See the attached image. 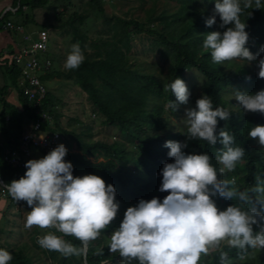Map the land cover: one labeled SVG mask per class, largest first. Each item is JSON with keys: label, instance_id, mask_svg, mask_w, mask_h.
Returning <instances> with one entry per match:
<instances>
[{"label": "clouds", "instance_id": "clouds-1", "mask_svg": "<svg viewBox=\"0 0 264 264\" xmlns=\"http://www.w3.org/2000/svg\"><path fill=\"white\" fill-rule=\"evenodd\" d=\"M247 8H253V0H243V6L241 0H216L214 11H207L210 15L196 32L205 37L203 47L210 50L212 62L226 73L237 77L241 67L248 68L239 77L251 81L248 88L228 84L222 89L221 105L214 108L201 88L199 98L192 96L189 85L180 78L167 86L174 96L165 104L161 120L166 112L176 114L179 105L189 101L191 108L185 109L184 119L186 140L164 144L173 162L161 169L158 191L168 195L163 200L140 199L127 207L111 232L108 251L118 253L121 264H264V168L252 179L239 168L245 155L239 144L260 151L264 162V46L257 53L246 47L249 34L241 15ZM260 8L261 0H254V9ZM217 16L220 24L215 28ZM84 60L79 42L74 43L64 67L76 70ZM225 99L231 103L226 104ZM232 116L238 120L236 129ZM219 121L229 125L220 126L217 132ZM243 124L248 125L244 130ZM50 127L54 128V117ZM183 130L168 133L184 136ZM55 132L60 144L51 151L43 150L44 157L26 161L24 175L10 183L2 180L0 187L17 204L23 201L31 209L25 229L55 230L38 237L41 248L65 258L84 257L86 264L89 245L112 227L120 202L114 186L100 176L73 175V165L65 160L62 133ZM234 137H240V143ZM193 140L210 145L218 141L221 150L213 157L188 154L185 150L192 149L188 141ZM67 236L80 246L64 239ZM95 255H103V249H97ZM12 259L8 251L0 249V264H10Z\"/></svg>", "mask_w": 264, "mask_h": 264}, {"label": "trees", "instance_id": "trees-1", "mask_svg": "<svg viewBox=\"0 0 264 264\" xmlns=\"http://www.w3.org/2000/svg\"><path fill=\"white\" fill-rule=\"evenodd\" d=\"M25 2L22 1L19 6H23ZM45 2L46 0H36V3L29 4L33 7ZM108 2L109 0H85L84 9L78 10L74 9L75 4L71 0H62L63 9L54 12L55 23L51 27L69 36L68 42L71 44L79 42L85 60L76 70L50 67L45 74L39 76L43 81L55 76L72 80L87 94L92 112L104 118L102 123L111 127L116 126L121 131V139L112 142L94 139L89 128H86L88 132L85 134L84 130L79 133L68 131L59 124L60 113L55 109L58 99L51 91H47L41 100L39 107L54 115V128L43 125L36 133L41 135L48 133L49 130L53 132L57 130L62 134H71L76 140L74 145L76 150L70 148L65 160L73 165V175L100 176L107 184L114 186L116 199L120 202V210L112 227L102 232L101 236L89 245L86 264H121L119 254L108 251V244L111 232L119 226L126 208L135 206L140 199L150 200L156 197L163 200L168 195L167 192L158 191L162 179L161 169L165 163L173 162L167 155L169 149L164 147V144L169 140L184 142L187 129L182 131L184 136L180 135L181 133H166L168 127L162 124L161 116L165 104L174 96L167 86L176 78L183 81L186 78L198 79L203 95H208L213 107L216 108L221 105L222 89L228 84L236 89L248 88L251 84L250 80L239 78L248 73L247 67H241L237 77H234L233 73H226L212 62L210 50L203 47L205 37L200 38V34L196 32L198 24L202 25V20L205 21L208 17H202L200 11L193 6L195 0H177L179 7L175 12L162 11L159 16H150L143 21L125 13V16L121 15L115 10L107 13L105 6H109ZM241 3L243 6V0ZM91 15L101 18L102 25L97 32L98 38L93 40L88 35V28L92 23ZM217 20L213 25L215 28L220 24L219 16ZM241 20L246 23L245 30L249 34L246 47L257 53L260 47L264 46V0H261L260 9H254L253 0V8L244 9ZM140 33L153 37L147 44V51L151 50L153 51L151 53H154L159 48V58L163 63L168 62L166 75L161 73V65L156 67L155 64L148 62L147 57H141V60L139 57H136L137 59L131 57L132 39ZM87 47L94 49L92 53L86 51ZM59 57L60 55L47 50L38 55V61L48 60L49 63H57ZM6 64L8 72L10 74L12 72L10 82L17 91L25 118L37 117L32 110V102L23 94L27 79L21 83L20 79L23 77L21 66L13 64L12 59H7ZM156 69H159V74L156 73ZM192 69L198 71L199 78L185 75V72ZM198 83H190V86ZM225 103L230 104L231 101L225 99ZM6 113L4 110L0 113L3 132L0 143V177L5 183H10L22 177L26 168L7 163L3 160V155L19 148V138L27 130V126L14 109L8 112L11 118L6 122ZM232 118L233 127L236 129L238 120L235 116ZM222 125L227 127L229 123L219 121L217 132ZM247 126L243 124V130ZM171 127L174 129L172 125ZM162 132L166 134L163 135ZM237 132L242 136L240 130ZM234 139L240 143V137ZM188 147L192 148L185 150L188 154L207 153L211 157L217 151L219 154L221 150L218 141L215 145H210L203 140H193L188 141ZM239 147L245 150L242 158L244 164L239 167L240 171L247 173L252 179L264 168L262 154L257 149L247 148L243 144H239ZM26 158L24 160H30V157ZM216 203L220 209H224L220 199H217ZM64 239L77 247L80 246L79 241L71 236ZM101 248L103 255H95L97 249ZM42 250L55 264L85 263L84 257L65 258L57 252ZM13 254L10 264H32V257L29 254L21 255L20 260L17 252Z\"/></svg>", "mask_w": 264, "mask_h": 264}, {"label": "rangeland", "instance_id": "rangeland-1", "mask_svg": "<svg viewBox=\"0 0 264 264\" xmlns=\"http://www.w3.org/2000/svg\"><path fill=\"white\" fill-rule=\"evenodd\" d=\"M72 3L75 4L74 9H84L83 5L85 4V0H71ZM216 0H195L193 6L196 7L200 11V13L203 16L210 15L207 11H214V5ZM54 2H50L46 5V8H51L49 10H46V17L48 20L53 22V11L54 9L52 6ZM109 6H105L106 12L111 13L112 10H115L117 13L124 15L128 14L130 16L136 17L139 20H146L148 17H156L161 14L162 11H165L166 13H172L177 10L179 7V3H177V0H109L108 2ZM61 9L55 10L56 12L60 11ZM207 12V13H206ZM212 15V14H211ZM125 16V15H124ZM91 24L88 28V35L90 36V39L93 40L95 38H98L97 32L100 31L101 25V18L92 16ZM19 24H22L19 21ZM23 25V24H22ZM154 28V25H151ZM35 28V27H34ZM36 33V31H35ZM48 33L50 34V40H49V47L50 52H53L58 55H60L59 60L57 63H48L42 66L43 70L42 72H37L39 80L41 83L51 91L52 95L58 99V105L57 110L60 113L59 117V123L61 127H63L66 130H73L76 133H79L81 130H84V134L87 133V129H91V133L94 139H102L107 142H112L117 139H121V131L118 127H111L108 125H105L102 123V120L104 118L98 117L96 114H94L91 110V105L87 99V94L83 91H81L80 87L75 85L72 80L65 79L62 76L58 77L55 76L50 80L43 81L39 76L41 74H45L50 67L59 69V70H67L64 67V63L66 60L67 55L71 51V43L68 42L69 36H66L64 32L61 30L51 29L48 30ZM153 37L150 35L148 36L146 33H140L139 35H136L132 39V46L130 50L131 57L137 59L136 57H139L141 60V57H147L148 62L153 63L158 66L161 65L160 71L163 75H166L167 73V66L168 62L163 63V61L159 58L160 52L158 51L159 48L154 52L149 50L147 51V44L150 42V40ZM17 43V42H16ZM15 43V44H16ZM14 44V45H15ZM70 47V48H69ZM94 49L92 47H87V52L92 53ZM14 51V48H13ZM149 52V53H148ZM10 57V54L8 55V58ZM156 73L159 74V69H156ZM185 75L187 77H196L199 78V74L197 72H193L192 70H189L185 72ZM257 75V73H256ZM258 78V77H257ZM259 79V78H258ZM200 80L198 79H189L186 78L184 81L186 86L189 85V93L190 95L194 96L197 95L199 98L201 96L200 94V87L201 83H198ZM190 83H198L194 86H190ZM180 108L178 109L176 114L166 112L162 117V124L167 126L166 129L168 132H174L176 130L186 129L187 125L184 122L185 119V109L191 108L190 103L188 101L187 105H179ZM77 120V122H76ZM29 122V121H28ZM171 125L174 127V129L171 127ZM28 128V127H27ZM26 128V129H27ZM51 135V133H49ZM61 134V133H60ZM162 134H166L165 132H162ZM1 135V133H0ZM62 141L61 143L66 147L67 152L70 151V148L74 147L76 140L74 137L71 136V134H61ZM31 156L30 159H39L46 155V153L43 150H40L39 148L30 147ZM91 160L94 158L91 156ZM1 175V173H0ZM31 209L26 205L25 202L21 201L18 204L15 203L10 210V216L13 217L14 214L16 216V220L19 222H22V226L20 228L14 227V236L18 235L16 238V242L19 249V260H20V245H24L28 243V245H32L34 249L32 250V264H55L52 262L43 252V248L39 246L37 243L36 238L45 235L47 232H49V229H39L36 227H33L31 230H27L24 228V222L25 217L27 215V212ZM7 225V222H5V218L0 219V228H3ZM13 228L11 225H7L8 230ZM7 235V234H6ZM9 236V235H8ZM13 236V237H14ZM13 240V239H12ZM8 241H10L8 239ZM28 245H25V249H28ZM10 250L16 249V245L7 246ZM29 252V251H28ZM85 264V263H83Z\"/></svg>", "mask_w": 264, "mask_h": 264}, {"label": "crops", "instance_id": "crops-1", "mask_svg": "<svg viewBox=\"0 0 264 264\" xmlns=\"http://www.w3.org/2000/svg\"><path fill=\"white\" fill-rule=\"evenodd\" d=\"M22 1H26V4L20 7L19 4H21ZM52 1L54 2V4L48 7H52L54 9L52 17L53 22L48 20V18L46 17V10L51 9L46 8V5ZM32 2L36 3V0H0V113L2 112V110L7 112V119H5L6 122L9 121V118H11V115L8 114V112H12L13 109L16 111V114L18 113V115L21 116L22 121L26 122L28 118H25L26 115L22 111V105L20 100L18 99L17 91L14 85L10 82L12 72L11 74L8 72L9 69L6 64L7 59L13 57V54L16 52L17 48L22 45L21 38L18 33H14L12 31L5 30L4 28H2L4 18L15 23H19L20 21L23 24L25 31L29 34L31 33L32 37L35 38L37 36V31L40 29H46L47 31L54 29L53 27H51L55 23L54 12L58 8L61 10L63 9L62 0H46L44 4L37 6L34 5L33 7L29 4ZM12 8H15V10H11ZM48 36L50 40L49 33ZM47 50H50L49 45ZM9 54L10 57L8 58ZM0 133L1 143L3 133L1 123ZM15 203L17 202L14 201L8 193L6 196L0 195V219L5 218V222H7V225H11L13 227L10 230L6 229L7 225L3 228H0V249L8 251L10 254L17 252V255H19V249L17 245L18 242H16L15 237H18V235L21 233L14 236V227L16 226L17 228H20V226H22V222L17 223V215L14 214L13 217L10 216V210L12 209ZM8 239L10 241H8ZM12 245H16V249L10 250L7 247ZM25 245H28V243L20 245V256L27 253L31 257H33L32 250L34 249V247L32 245H28V249L26 250ZM13 255L15 257V254Z\"/></svg>", "mask_w": 264, "mask_h": 264}, {"label": "built area", "instance_id": "built-area-1", "mask_svg": "<svg viewBox=\"0 0 264 264\" xmlns=\"http://www.w3.org/2000/svg\"><path fill=\"white\" fill-rule=\"evenodd\" d=\"M11 10H15V8ZM2 28L20 35L22 45L17 48L13 54V58L15 63L21 66L23 76L20 79L21 83L27 79L24 84L23 94L27 100L32 102V110L37 114V117L27 119L26 124L28 128L20 137L19 148L3 155V160L7 163L24 166L26 163L24 159L31 156V146L44 151H51L60 144V135L57 132H53L51 135L49 133H42L41 135L36 133L43 125L50 126L54 117L53 114L39 107L41 100L47 93V88L41 83L36 74L37 72H42L43 65L49 63L48 60L44 62L38 61V55L47 51L49 36L46 29H40L34 38L31 33L29 34L25 31L22 24L5 18ZM0 183H3L1 177ZM0 195H7V191L3 187H0Z\"/></svg>", "mask_w": 264, "mask_h": 264}]
</instances>
